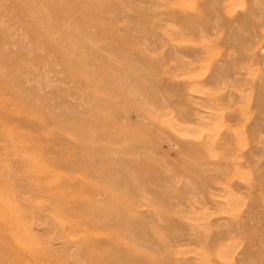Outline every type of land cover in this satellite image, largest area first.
I'll list each match as a JSON object with an SVG mask.
<instances>
[{
  "label": "rangeland",
  "instance_id": "374dc122",
  "mask_svg": "<svg viewBox=\"0 0 264 264\" xmlns=\"http://www.w3.org/2000/svg\"><path fill=\"white\" fill-rule=\"evenodd\" d=\"M0 264H264V0H0Z\"/></svg>",
  "mask_w": 264,
  "mask_h": 264
}]
</instances>
